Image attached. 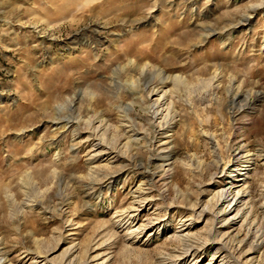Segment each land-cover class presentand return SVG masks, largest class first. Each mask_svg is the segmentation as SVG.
Returning a JSON list of instances; mask_svg holds the SVG:
<instances>
[{"label": "rangeland", "instance_id": "374dc122", "mask_svg": "<svg viewBox=\"0 0 264 264\" xmlns=\"http://www.w3.org/2000/svg\"><path fill=\"white\" fill-rule=\"evenodd\" d=\"M0 264H264V0H0Z\"/></svg>", "mask_w": 264, "mask_h": 264}, {"label": "bare ground", "instance_id": "6f19581e", "mask_svg": "<svg viewBox=\"0 0 264 264\" xmlns=\"http://www.w3.org/2000/svg\"><path fill=\"white\" fill-rule=\"evenodd\" d=\"M246 21V20H245ZM242 23V22H241ZM159 111V110H158ZM163 111V110H162ZM156 116V115H155ZM161 128V127H160ZM96 155V154H95ZM239 158V157H238ZM242 158V157H241ZM240 159V158H239ZM236 168V167H235ZM237 169V168H236ZM232 171H236L235 169H232ZM145 188V187H144ZM240 196V191H238L237 193L232 190L231 188H228L226 190L223 191V193L221 194V202L224 203V202H227V206L225 208H223L221 210V214L227 216V215H230L232 212H233V208L234 207H231L232 205L231 204H234L233 202L237 201V199L239 198ZM239 202V201H238ZM236 209V208H235ZM239 212V211H238ZM235 218L231 219V217H229L227 219V222L226 223H229V222H233L231 220H234ZM184 238V237H183ZM260 244V243H259ZM194 247V246H193ZM72 251V250H70ZM74 251V250H73Z\"/></svg>", "mask_w": 264, "mask_h": 264}]
</instances>
